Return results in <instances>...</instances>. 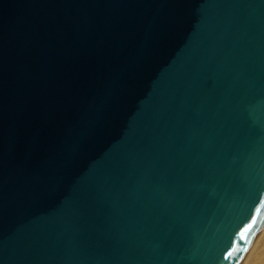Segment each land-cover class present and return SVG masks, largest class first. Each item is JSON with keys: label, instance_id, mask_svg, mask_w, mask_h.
<instances>
[{"label": "water", "instance_id": "1", "mask_svg": "<svg viewBox=\"0 0 264 264\" xmlns=\"http://www.w3.org/2000/svg\"><path fill=\"white\" fill-rule=\"evenodd\" d=\"M264 220V0H0V264H238Z\"/></svg>", "mask_w": 264, "mask_h": 264}, {"label": "bare ground", "instance_id": "2", "mask_svg": "<svg viewBox=\"0 0 264 264\" xmlns=\"http://www.w3.org/2000/svg\"><path fill=\"white\" fill-rule=\"evenodd\" d=\"M261 231L262 232H264V220L262 221V223L260 224V226H259V228H258V230L256 231V233H255V235H254V237L251 239V241H250V243H249V245L247 246V248H246V250H245V252H244V254H243V256H242V258H241V260L239 261V263L238 264H244L245 262H247V260L245 261V259H246V257H247V255H249L250 253L252 254L256 249H258L257 247V245H259V244H261L262 243V241L264 240L263 238V240L260 238V233H261ZM263 234V233H262ZM264 235V234H263ZM262 237V236H261ZM262 240V241H261ZM260 241H261V243H260ZM259 243V244H258ZM263 245V244H262ZM261 245V246H262ZM260 246V247H261ZM259 247V248H260ZM262 248V247H261ZM259 250V249H258ZM262 250V249H261ZM256 252V251H255ZM259 252V251H258ZM261 253V252H260ZM251 256V255H250ZM249 256V257H250ZM253 257H255V256H253ZM250 259V258H249ZM251 260V259H250ZM261 264V263H260Z\"/></svg>", "mask_w": 264, "mask_h": 264}, {"label": "rangeland", "instance_id": "3", "mask_svg": "<svg viewBox=\"0 0 264 264\" xmlns=\"http://www.w3.org/2000/svg\"><path fill=\"white\" fill-rule=\"evenodd\" d=\"M262 233L264 234V232L261 231L260 235H261L262 237L260 236V238H261V239H262V238L264 239V235H263ZM263 239H262V240H263ZM262 240H261V241H262ZM261 241H260V243H261ZM258 244H259V243H258ZM262 244H263V245H262ZM261 245H262V246H261ZM257 246H258L257 248H258L259 250L256 249V250H255L256 252L254 251L252 254L250 253L249 255H247V257H246V259H245V261L247 260V262H245L244 264H260V263H261V264H264V240L262 241L261 244H259V245H257ZM260 246H261L262 248H261ZM259 247H260V248H259ZM261 249H262V250H261ZM258 251H259V252H258ZM260 252H261V253H260ZM250 255H251V256H250ZM249 256H250V257H249ZM253 256H255V257H253ZM249 258H250L251 260H250Z\"/></svg>", "mask_w": 264, "mask_h": 264}]
</instances>
